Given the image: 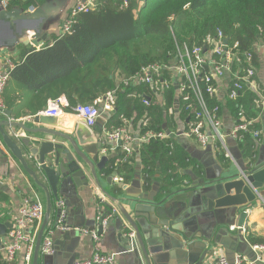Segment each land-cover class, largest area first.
<instances>
[{"label": "trees", "instance_id": "1", "mask_svg": "<svg viewBox=\"0 0 264 264\" xmlns=\"http://www.w3.org/2000/svg\"><path fill=\"white\" fill-rule=\"evenodd\" d=\"M0 1L8 3L7 10L19 8L24 12L45 3V0ZM218 32L238 42L243 51L254 53L256 44H264V0H96L92 10L76 17L69 33L53 34L50 45L45 44L39 50L18 47L20 56L14 61L3 95L6 109L18 111L16 118H20L19 112L24 109L37 114L46 110L49 101L65 98L71 112L74 107L92 104L119 88L106 132L122 127V116L134 120V128L140 135L148 131L188 130L185 109L195 102L193 96L185 103V95L175 88L165 91L163 96L156 95L148 86L122 90V81L154 60L165 59L175 50L176 42L203 45ZM146 99L149 106L144 105ZM257 100L254 89L247 88L236 101L218 95L210 104L220 106L221 117L227 108L234 122L239 121L242 108L243 118L251 122L259 117ZM143 118L149 119L146 127L140 123ZM251 130H261L259 119ZM239 146L250 163H254L257 154L254 139L246 134ZM216 153L227 167L229 159L224 151L218 148ZM137 160L143 167L144 189L149 191L158 176L161 194L170 193L190 180L183 171L190 167L197 173L200 171L179 141L172 138L142 144L130 162L116 164L114 160L102 173L108 176L117 172L129 183ZM249 240L252 245L264 244V238ZM0 264H7L1 254Z\"/></svg>", "mask_w": 264, "mask_h": 264}, {"label": "water", "instance_id": "2", "mask_svg": "<svg viewBox=\"0 0 264 264\" xmlns=\"http://www.w3.org/2000/svg\"><path fill=\"white\" fill-rule=\"evenodd\" d=\"M67 7L68 0H45L40 8L31 12L19 8L6 10L1 6L0 55L5 50L15 51L20 45L35 49L50 45V33L59 26ZM3 115L6 119L0 118V153L5 155L2 149L5 148L16 158L41 192L44 218L37 233L31 264H41L43 242L53 213H56V222L62 213V199L70 195L72 188L89 187L91 180L114 205L107 204L103 218L92 229L103 235L106 232L103 222L109 218L107 226L115 228L118 240L127 245L126 251L140 256L143 264H156L158 253L154 255V249L160 251L155 247L162 244L165 249L180 250L184 243L199 239L206 242L210 252L214 245L223 246L219 243V235L231 226L239 227L238 233L242 235L250 208L264 199V163L245 168L237 175L227 172L217 182L207 176L215 185L208 193L193 194L187 201L183 198L172 203L168 200L173 194H160L161 185H154L150 192L143 191L141 175L137 173L130 186L118 187L125 194L117 198L102 186L101 173L113 157H100L103 145L95 128L76 124L69 119V114L65 115L69 124H60L59 117L44 115L15 121L8 110L0 114ZM18 133L26 136L20 138L16 136ZM190 176L194 180L191 189L195 192L207 185L205 179L199 180L193 173ZM113 180L110 176L108 183L112 184ZM127 230L131 232L126 234ZM6 234L7 227L0 224V239ZM247 247L248 251L241 253L252 260L250 257L254 253L248 244ZM208 251L195 264H203ZM229 262L234 264L235 259H229Z\"/></svg>", "mask_w": 264, "mask_h": 264}, {"label": "built area", "instance_id": "3", "mask_svg": "<svg viewBox=\"0 0 264 264\" xmlns=\"http://www.w3.org/2000/svg\"><path fill=\"white\" fill-rule=\"evenodd\" d=\"M94 0H78L70 8L65 16V22L60 27L62 35L70 32L76 17L83 12H89L94 6ZM7 10L8 3L0 1V8ZM34 9L29 10V12ZM206 49V51H205ZM255 54L250 51H243L238 42H232L230 38H225L222 32L215 36H209L203 45L189 46L187 43L175 44V50L169 53L165 59L154 60L143 66L138 72L129 79L122 81V90H130L141 86L150 87L156 95L163 96L164 92L175 88L181 94L185 95L184 102L189 103L191 96L195 102L190 103L185 109L188 114V130H179L177 132H153L148 131L139 137H136L129 125L132 127L134 120L121 117L124 123L122 127L115 128L111 133L106 132L102 140L103 147L100 150L101 155H110L116 151V145L120 146L122 154L115 157L116 164L128 163L134 157V146L148 144L153 140L181 139L182 137L193 138L198 145L206 147L210 143L215 145L216 149H221L230 157L226 146L223 131V121L220 115L219 105H211L210 101L215 97L222 95L231 101H236L240 94L247 88L254 89ZM14 68L12 59L5 60V65L0 69V114L6 110L4 102V91L10 80V72ZM119 88L108 92L105 96L97 99L89 105H78L72 109V116L84 123L88 128L96 127L102 114L112 116L117 104V92ZM144 105L149 106V99L144 100ZM258 106V101H256ZM70 107L65 98H59L49 101L48 107L38 115L48 117H60L66 109ZM244 111L240 108L238 115L239 121L234 122L232 136L242 142L246 134L251 136L256 145L262 143V131L251 130V126L258 121L255 119L246 122ZM149 119L143 118L140 123L146 127ZM120 143V144H119ZM115 183L125 185L122 177H116ZM37 193L25 196L17 214L12 216V226L8 231L4 242L3 251L6 260L13 263L17 255L24 251L26 264L32 263L35 241L39 227L44 218V209ZM103 203V200H102ZM103 210L98 208L96 221L103 218ZM67 212L62 211L56 228L61 231H68L66 224ZM109 218L103 222V228H107ZM231 231H237L238 228L232 226ZM243 233L246 232L243 227ZM81 234L88 235L98 244L101 235L96 230L78 229ZM256 258L250 261L245 256H237L234 264H264V244L252 246ZM42 253L45 255L53 254V242L49 237H45ZM118 254H103L96 249L93 256L82 260L76 264H116ZM212 264H230L223 249H218L216 257Z\"/></svg>", "mask_w": 264, "mask_h": 264}, {"label": "crops", "instance_id": "4", "mask_svg": "<svg viewBox=\"0 0 264 264\" xmlns=\"http://www.w3.org/2000/svg\"><path fill=\"white\" fill-rule=\"evenodd\" d=\"M78 0H68L67 11L62 17V20L67 15L68 11ZM96 2V0H94ZM29 12V10L27 11ZM61 20V21H62ZM60 25L54 27L50 33L51 36L61 35L60 34ZM51 42V41H50ZM52 43V42H51ZM45 45V44H44ZM43 45V46H44ZM48 45V44H47ZM19 47V46H18ZM18 47L15 51H3L0 55V69H2L5 65V60L10 58L12 61H16L19 59L20 51ZM32 47V46H28ZM34 48V47H33ZM41 48V47H40ZM39 48V49H40ZM37 49V50H39ZM255 54V69L256 75L254 78L255 88L254 91L258 95V106L256 109L258 111V119L261 125V131L263 135L262 143L260 145H256L255 140L254 143L256 145V156L254 163H250L249 159L246 157L244 150H242L239 146V141L236 140L232 136V130L234 121L232 120V116L227 108L223 111V135L226 146L229 150L230 157L226 155L229 159V164L227 167L220 161L217 153L215 145L209 144L206 147H201L197 144V142L190 137H182L181 139H177L180 145L184 148V150L189 154L192 160H194L198 164V168H200L199 173L196 172L194 167H190L188 170L183 171L184 175H187L190 180L184 181L182 186L175 187L171 190V194L173 196L170 197L168 203H172L178 201L180 199L185 198L187 201L188 197H193V194H206L211 189L215 187L213 183V179L208 180L207 176L213 177L215 182L219 181V179L223 178L227 175V172H230V175H237L245 168H251L256 164L264 163V44L258 43L254 47ZM48 107V106H47ZM47 109V108H46ZM71 107L66 109L64 113L59 117L60 124H69L70 120L75 121L76 124L82 123L74 116H72V111L69 112ZM8 110V109H6ZM10 111V110H8ZM12 113V119L15 121H25L29 120V118L37 116V114H33L30 111L22 110L19 114H22L20 118H16V114L18 111L13 110L10 111ZM66 114L70 115V118H66ZM110 116L102 114L99 118L97 125L95 127V134L101 138V142L106 133V124ZM2 119H6V116H0ZM103 125V126H102ZM129 129L136 136L139 137L140 134L135 130L134 124L132 127L129 125ZM25 137L26 135L23 133H18L16 136ZM120 146L116 145V151L108 157H113V159L117 156H120L121 149L118 151ZM140 146L135 145L134 151L137 152ZM5 152L4 154L0 153V224L5 225L7 227V234L10 230V226H12V216L17 214L19 207L21 205L22 199L25 196H30L32 193H37L39 196L41 192L35 187L33 181L30 179L28 174L25 172L24 168L20 165L16 158H14L5 148H2ZM135 154V153H134ZM104 156L100 154V157ZM106 156V155H105ZM134 158V157H133ZM114 161V160H112ZM111 163V162H110ZM109 163V164H110ZM107 165L106 169L109 167ZM105 169V170H106ZM143 167L139 160L136 161L134 166V173L132 176V180L126 185L130 186L133 182L135 174L139 173L141 175V182L144 189V181L142 175ZM104 171V170H103ZM102 171V172H103ZM193 173L198 176L199 180L205 179L207 185L203 187H199V192H195L191 187H193V178L190 174ZM110 176L114 177L112 184L108 183V179ZM118 173H112L108 176H104L101 173L102 186L104 190L108 194H112L115 197H122L125 192L119 191L118 187L122 186L115 183L116 177H118ZM120 177V176H119ZM91 185L89 187L82 188H72L70 191V195L63 198L61 201L62 211L67 212V220L66 224L69 227L68 231H61L56 228L57 223L55 221V214L53 213V219L49 226V232L47 237H49L53 242V254L45 255L42 253L41 264H76L79 261L89 259L93 256L96 249L101 251L103 254H118L116 256V264H143L140 260L141 257L137 254H134L133 251H126L127 245H124L123 242H120L117 238L118 232L113 227L106 228V232L101 235V240L98 244H96L92 238L88 235L81 234L78 229H88L93 231L92 227L97 226L96 216L98 213V208L106 211L107 204L114 206L111 204L109 200L106 199L98 190L96 185L91 180ZM213 184V185H210ZM154 185H161L159 177H156V180L153 182L152 187ZM151 187V188H152ZM151 190V189H150ZM150 190L148 192H150ZM202 190V192H200ZM161 194V193H160ZM164 197V196H163ZM40 200L41 197L39 196ZM103 200V203H102ZM42 201V200H41ZM189 201V200H188ZM249 217L245 222L246 232L242 235L238 233L240 229L237 226V231H231V227L226 228V232H222L218 239L219 243L222 245H214L213 250L208 251V245L206 242L196 239L192 240L190 243H184L183 250L182 249H165V246L158 245L155 248H160V251H156L154 249V255H156L155 263L156 264H195L202 258L205 252H209L206 256V259L203 264H212L218 249H223L226 257L229 259H236L237 256H245L241 252H247L248 247L247 244L251 247L252 245L249 238L253 239L264 238V199L256 202L249 210ZM242 227V229H243ZM92 229V230H91ZM243 231V230H242ZM131 231L127 230L125 233L129 234ZM7 234L5 237L0 239V254L2 258L6 261L7 264H26L25 260V252H20L16 260L13 263H9L6 260L5 252L3 251L4 242L6 240ZM241 235V236H240ZM257 244H259L257 242ZM260 245V244H259ZM215 247V248H214ZM250 251L249 253H251ZM254 255L252 258L253 261L256 258V254L253 251ZM234 256V257H233ZM248 257L249 256H245ZM230 263V262H229Z\"/></svg>", "mask_w": 264, "mask_h": 264}, {"label": "rangeland", "instance_id": "5", "mask_svg": "<svg viewBox=\"0 0 264 264\" xmlns=\"http://www.w3.org/2000/svg\"><path fill=\"white\" fill-rule=\"evenodd\" d=\"M65 19H66V18H65ZM65 19H63V20L60 22V24H61L60 27L63 26V24H64V22H65ZM60 34H61V31H60ZM61 35H62V34H61ZM13 63H14V61H13ZM125 185H126V184H125Z\"/></svg>", "mask_w": 264, "mask_h": 264}]
</instances>
